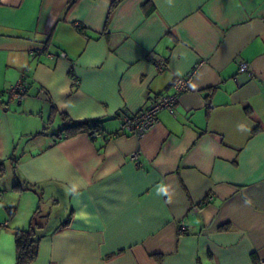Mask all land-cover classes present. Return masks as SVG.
<instances>
[{
    "label": "crops",
    "instance_id": "obj_1",
    "mask_svg": "<svg viewBox=\"0 0 264 264\" xmlns=\"http://www.w3.org/2000/svg\"><path fill=\"white\" fill-rule=\"evenodd\" d=\"M115 1L0 0V264L37 207L31 264H264V0ZM191 74L174 116L121 131Z\"/></svg>",
    "mask_w": 264,
    "mask_h": 264
},
{
    "label": "built area",
    "instance_id": "obj_2",
    "mask_svg": "<svg viewBox=\"0 0 264 264\" xmlns=\"http://www.w3.org/2000/svg\"><path fill=\"white\" fill-rule=\"evenodd\" d=\"M64 57V54H62ZM166 64L165 59H160L155 62L158 70H163ZM238 72L241 74H248L251 76V72L245 63H240ZM192 81V74L183 78L177 79L171 86V92L154 97L147 107L137 114L129 115L125 114L120 121L121 131L133 135L137 138H141L158 122V114L160 111H167L170 115L175 114V106L178 102V98L181 94L187 92ZM27 90V83L24 77H21L18 82L8 90V95L12 100H21ZM139 157V153L135 152L130 155L131 160L136 161ZM213 197L209 196L208 201H212ZM6 225V224H2Z\"/></svg>",
    "mask_w": 264,
    "mask_h": 264
},
{
    "label": "trees",
    "instance_id": "obj_3",
    "mask_svg": "<svg viewBox=\"0 0 264 264\" xmlns=\"http://www.w3.org/2000/svg\"><path fill=\"white\" fill-rule=\"evenodd\" d=\"M120 0H116L113 6ZM100 122H71L64 120L63 128L61 133L65 137H72L80 133H87L90 137H93L99 132ZM60 135L58 134L57 137ZM3 165L0 164V176L3 173ZM15 190H26L29 191L31 188H21L19 184L13 186ZM40 201V198H39ZM15 213L14 208L8 209V214L12 216ZM46 217L41 215L39 207L36 208L35 212L30 218L28 227L25 229H16L14 231V246H15V264H31L37 258L38 245L41 239L40 229H42V221ZM252 264H260L257 258L251 256Z\"/></svg>",
    "mask_w": 264,
    "mask_h": 264
},
{
    "label": "rangeland",
    "instance_id": "obj_4",
    "mask_svg": "<svg viewBox=\"0 0 264 264\" xmlns=\"http://www.w3.org/2000/svg\"><path fill=\"white\" fill-rule=\"evenodd\" d=\"M54 129H56V128H54Z\"/></svg>",
    "mask_w": 264,
    "mask_h": 264
}]
</instances>
